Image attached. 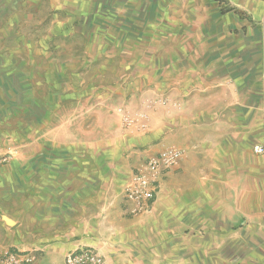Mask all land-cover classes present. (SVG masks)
I'll return each instance as SVG.
<instances>
[{"label": "crops", "instance_id": "crops-1", "mask_svg": "<svg viewBox=\"0 0 264 264\" xmlns=\"http://www.w3.org/2000/svg\"><path fill=\"white\" fill-rule=\"evenodd\" d=\"M141 3L156 47L136 82L165 103L155 130L137 133L133 144L161 137V148L182 151L179 168L161 176L148 211L126 214L122 196L103 212L97 200L119 194L122 183L108 172L102 184L111 164L96 155L109 149L67 162L59 148L21 147L0 166L1 252L64 264L68 251L87 245L108 264H233L242 233L264 249V154L252 152L264 146V1ZM197 129L211 131L197 142ZM11 139L0 130V152ZM200 162V174L187 177Z\"/></svg>", "mask_w": 264, "mask_h": 264}, {"label": "rangeland", "instance_id": "rangeland-1", "mask_svg": "<svg viewBox=\"0 0 264 264\" xmlns=\"http://www.w3.org/2000/svg\"><path fill=\"white\" fill-rule=\"evenodd\" d=\"M141 1L0 0V130L12 138L1 152L11 161L21 147H55L65 161L85 162L90 148L109 149L110 155H96L111 164L102 184L108 172L122 183L119 194L107 191L97 200L103 212L115 210L109 204L116 198L122 201L142 154L161 149V137L133 144L137 133L155 130L156 109L165 103L136 82L141 62L152 61L156 47L151 18L140 20ZM196 131L200 142L211 130ZM116 132L121 139L114 143ZM202 164L187 177L198 176ZM251 237L240 235L233 264H264V249L254 248L260 238Z\"/></svg>", "mask_w": 264, "mask_h": 264}, {"label": "built area", "instance_id": "built-area-1", "mask_svg": "<svg viewBox=\"0 0 264 264\" xmlns=\"http://www.w3.org/2000/svg\"><path fill=\"white\" fill-rule=\"evenodd\" d=\"M264 1V0H261ZM252 152L264 154L263 145H254ZM9 152H0V166L10 161ZM182 160V152L169 146L153 153H144L123 192L124 212L134 215L150 209L159 190L163 174L175 171ZM35 256L30 251L10 250L0 257V264H33ZM64 264H108L104 256L94 247L79 246L68 251L63 258Z\"/></svg>", "mask_w": 264, "mask_h": 264}]
</instances>
